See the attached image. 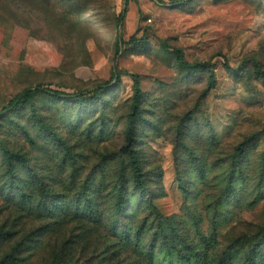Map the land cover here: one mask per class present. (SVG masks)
<instances>
[{
    "label": "rangeland",
    "instance_id": "1",
    "mask_svg": "<svg viewBox=\"0 0 264 264\" xmlns=\"http://www.w3.org/2000/svg\"><path fill=\"white\" fill-rule=\"evenodd\" d=\"M164 45L211 63L215 87L207 91L210 71L181 69ZM255 62L264 70V0H130L126 10L124 0H0V264H166L178 254L252 264L257 249L264 264ZM114 72L120 80L95 93ZM132 75L143 91L134 148L144 191L125 150ZM38 85L86 100L38 94L21 112H1ZM3 150L22 154L44 190L69 195L66 210L36 212L11 195ZM14 168L30 179L24 165ZM82 192L98 218L74 214ZM121 194L119 227L131 243L110 230Z\"/></svg>",
    "mask_w": 264,
    "mask_h": 264
},
{
    "label": "trees",
    "instance_id": "2",
    "mask_svg": "<svg viewBox=\"0 0 264 264\" xmlns=\"http://www.w3.org/2000/svg\"><path fill=\"white\" fill-rule=\"evenodd\" d=\"M130 3V0H124V7L125 10L128 8ZM124 20V13L119 17V25ZM135 40V37L131 39V42ZM122 42V40H121ZM130 42V41H129ZM165 46V49L169 50L174 57L176 58V61L178 65L181 67V69L190 72V73H197V72H203V71H210V78H209V87L207 91H210L213 89L216 85V75L212 68L211 63H203V62H194L191 63L187 60L184 52L181 49H174L170 50ZM118 53L120 52V46L117 47ZM225 66L228 68V70L236 72L235 68H232L228 63H225ZM254 73L264 82V70L262 67L255 62L254 63ZM134 80V96H133V103L131 106V114L129 115V124L127 128L126 133V145L125 150L127 151L129 155V162L132 170V174L134 176L135 180V186L139 190H146L147 189V181L145 178L143 167L140 163L139 159V153L134 148V137L136 136V124L139 120L140 114H141V104L143 99V91L141 88V80L140 77L137 75H132ZM116 80H120V76L118 72H114L111 77V81L105 82L103 85L99 86L97 90H95V93L102 94L105 90H107L112 82ZM88 93V92H85ZM38 94H47L50 96H59L63 100L67 102H72L76 104H82L86 100V96L84 93H66L63 91H56L53 89L45 88L43 85H38L36 87H29L24 89L21 93H19L6 107L2 109L1 112H21L26 104L30 101H32ZM55 141H60L56 137H54ZM3 148V147H2ZM5 153V156L9 158V174L7 175V180H9V189H15L9 191L11 195H17V198L19 201H21L22 204H30L31 207H35L36 212H42L44 214H51L55 215L59 213V211L64 212L66 210L67 206L66 203L68 201H71V197L67 195L66 193L61 194H51L50 192L44 190L45 187L43 185H46L45 179H41L39 174L37 173V170L35 168L32 169L30 166V162L26 161L24 156L22 154H14L7 150H3ZM15 163L24 165V168L27 170L28 176L30 179H27L23 177V175H20V171L17 170L15 167ZM31 188H34L35 191H28ZM86 192V191H84ZM84 192L78 194L76 196V201H78V205L74 209V214L76 216H84L86 214L87 217L91 219H96L98 217L97 214L94 211V202L89 197H86L85 201H83ZM124 195L121 194V197L118 199L117 203L119 204L118 212L114 215V219L111 222V232L113 234H116L120 240H122L124 243H131L133 237H131L130 232L127 229H120L119 227V221H120V212H122L121 207H123V201H124ZM40 199V200H39ZM73 199V200H74ZM32 200H39L36 201L35 205ZM69 207V205H68ZM69 210V209H67ZM62 214V213H61ZM163 232V240H166L164 244H166L167 239L169 236L166 233V229L162 227ZM140 232L136 235V239H140ZM19 244H17L18 246ZM178 253H182L181 250H177ZM261 250L257 249V253L254 256V259L252 261V264H261V258H259V253ZM56 264H70L66 263L65 261H58ZM166 264H200L199 259L197 258V255L195 254L193 257L189 255L184 254H178L177 257H173L169 259V261L166 262Z\"/></svg>",
    "mask_w": 264,
    "mask_h": 264
}]
</instances>
